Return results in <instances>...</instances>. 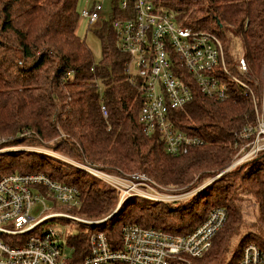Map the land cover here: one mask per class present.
Instances as JSON below:
<instances>
[{
	"label": "trees",
	"instance_id": "trees-1",
	"mask_svg": "<svg viewBox=\"0 0 264 264\" xmlns=\"http://www.w3.org/2000/svg\"><path fill=\"white\" fill-rule=\"evenodd\" d=\"M78 2L0 0V135L15 137L4 146L52 141L49 148L78 162L114 173H145L165 185H185L197 173L211 178L227 169L237 153V132L254 122L252 99L239 88L225 101L210 99L198 91L192 103L183 110H171L170 117L178 130L201 136L205 143L186 154L169 153L161 132L147 133L140 121L143 96L126 73L129 56L117 45L115 17L94 27L102 46V59L96 63L91 49L78 34L82 19ZM153 2L173 12L184 26L213 32L223 42L238 39L252 77L262 81L264 0ZM226 52L232 71L237 74L236 59ZM102 106L108 111L107 117ZM42 154L26 150L17 156L0 155L9 158L7 164L0 161V171L5 172L1 175L41 172L76 186L82 198L76 212L87 218L108 215L116 206L120 196L117 189L109 185L97 187L81 169L66 173L61 164ZM71 175L73 179L66 180ZM221 176L212 181L213 186L202 196L201 203L197 193L155 206L123 204L116 212L122 218L120 223H109L108 218L100 226L69 236L71 259L80 262L85 257L90 235L98 229L106 231L113 242L120 240L121 226L126 223L186 233L203 222L212 207L225 206V226L215 237L212 249L195 263L238 264L244 246L253 242L264 247V237L255 231L245 232L227 259L230 243L243 225L235 196L228 197L229 189L236 186L230 178L250 181L248 190L257 199V215L264 218V152ZM209 204L213 206L208 208Z\"/></svg>",
	"mask_w": 264,
	"mask_h": 264
},
{
	"label": "built area",
	"instance_id": "built-area-1",
	"mask_svg": "<svg viewBox=\"0 0 264 264\" xmlns=\"http://www.w3.org/2000/svg\"><path fill=\"white\" fill-rule=\"evenodd\" d=\"M90 2L86 1L80 16L98 25L104 4L95 1L90 7ZM110 13L115 17L117 45L129 56L126 73L143 96L140 121L147 133L161 132L169 153L186 154L205 143L201 136L178 130L170 117L171 110L185 109L198 91L210 99L225 101L236 94L237 88L252 99L255 119L237 132V153L228 170L264 152V78L259 82L252 77L244 56L235 65L236 74L218 35L182 25L173 12L156 6L153 0H112ZM133 62L138 69L135 75L131 71ZM102 111L107 117L105 106ZM67 163L119 191L114 213L129 196L176 202L192 196L200 188L186 194L157 195L149 191L155 182L145 173H127L124 177L90 163L76 160ZM81 204V192L76 186L47 174H2L0 264H196V260L212 249L215 237L228 219L227 208L215 206L203 222L186 233L126 223L121 226L117 242L106 231L98 229L90 235L85 257L73 262L65 257V243L60 240L62 233L53 227L42 228V223L60 217L91 227L110 217L90 221L57 211L59 206L76 208ZM37 206L41 210L36 217ZM238 264H264V247L253 242L246 244Z\"/></svg>",
	"mask_w": 264,
	"mask_h": 264
},
{
	"label": "rangeland",
	"instance_id": "rangeland-1",
	"mask_svg": "<svg viewBox=\"0 0 264 264\" xmlns=\"http://www.w3.org/2000/svg\"><path fill=\"white\" fill-rule=\"evenodd\" d=\"M86 1L87 0H79V2H78L79 3V10H81L83 8V6H86V4H87ZM95 1H100V2H103V4H104V9H103V12H102V15L100 18L101 22H103V20H108L111 17L110 8H111V1L112 0H91L89 6L92 7L93 3H95ZM95 26H96L95 24L90 23L89 19H81L79 27H78V34L86 42L88 47L91 49L93 59L96 63H98L102 59V46H101V40H100L99 36L94 31ZM237 40L233 39L231 42H229V41L223 42L222 41L223 46L225 48V51L232 53V55L235 57L236 60L234 61V63H236L238 61L237 60L238 56H239V58L244 56L242 54V48H241L240 44H237V42L238 43H240V42H239V40L238 41ZM234 41H236V43H234ZM131 71L134 75L137 74V72H138V69H137L135 62H133L131 64ZM263 78H264V74H263ZM263 78H262V80H263ZM259 82H261V80H259ZM14 138L15 137L0 135V155L1 156H3L4 154H5V156H7V155L17 156L26 150L37 151L39 154L43 153V154L48 155L55 162H57L58 165L61 164V166H63L64 171L66 173H71V172H75L76 170H79V169L75 168L74 166H72L71 164L67 163V161L71 162L74 159L71 160L70 157H67L64 154H60L58 152H55L54 150L49 148L51 146L50 143H52V141L49 143V141L41 140V141H36V142H27V143H23V144H14V145L4 146V143H6L7 141H12ZM37 138H39V137H37ZM8 159L9 158H7V157H2V158H0V161L2 160L4 163L7 164ZM59 159H61V160H59ZM226 170H228V168L223 169L221 172H218L217 174H215V176H213L211 178L208 177L207 175H204V173H197L195 175V177L189 183H187L185 185H181V186L161 184V183H158L157 181H155L154 179H152L151 177H149L147 175L150 179H152L153 183L155 182L154 184H152L153 190H149V191L151 193L155 192V193H157V195L160 193L166 194L167 192H173V193L182 192L180 194H186V193L194 191L200 187L197 190V192L195 193V194L198 193L196 198L200 199V196L202 198V196H206L207 193H209L210 188L213 186L212 181H215L216 179H218L221 176V174ZM1 173H5V172L0 171V175H1ZM84 173H86L88 175L87 178L90 181L96 182L97 187L98 186L103 187V188L107 187L106 185H108V184H106L104 181H100L98 179L93 178V176L87 172H84ZM110 173H112L114 175H121L124 177H127V175H128L126 173H117V172H115V173L110 172ZM224 174H226V173H224ZM222 176H221V178L224 177V176L223 177ZM73 177H72V175H71V177L66 176V180L70 181L73 179ZM221 178H219V179H221ZM230 181H232L234 184H236V186H232L229 189L230 191L227 192L229 195L228 197H230L232 195L235 196V198H234L235 203L241 209V215L243 218V225L240 228L241 232L239 233V235L238 236L236 235L230 243V251L227 253V259L231 258V256H232L231 249L233 250L236 247V245L241 240V238L245 234V232H248L249 230L255 231V232L259 233V235L264 237V218H261L260 215H257L259 213V209L257 208L258 207L257 206V199H256L255 195L250 193L248 190L249 185H250V181H243L240 179V177L236 178V179L230 178ZM222 182H224V180H222ZM225 182L228 183L227 180H225ZM203 200H204V198H202L200 203L203 202ZM118 202L116 203V206L111 209V211L108 215L102 216L100 218H95V219L87 218V217L80 215L79 213L76 212V210H78V209H75V208L59 206L57 208V211H62V212H65L69 215L77 216L79 218L87 219L90 221H92V220L93 221H101V220L108 218L110 216L108 219L109 223H113V222L120 223L122 221V218H120L118 216L119 212L114 214V212L117 208ZM131 202H136L140 205H145V206L146 205L155 206L156 204H158L160 202L165 203L166 201L152 199L150 197L149 198H146V197L143 198V197H139V196H129L128 199L126 200L125 204H129ZM211 206H213V205L209 204L208 208ZM121 207L122 206H120L119 209H121ZM40 210H41V207L37 206L35 211H34V215L36 217L38 216ZM201 211H203V208ZM204 217H205V215L203 216V218ZM128 221H135V220H128ZM102 223H99L97 225L100 226ZM48 226L53 227L62 233L60 240H62V242L65 243L64 254H65V257H69V258H72L73 251H72L71 247L66 244L67 237L69 235L72 236V235L76 234L80 230H86L87 227H89V229L91 227H93V226L90 227V226L83 225L79 221L76 222V221L71 220V219L66 220V219L60 218V217L53 218L51 220H47L46 222L42 223V228L48 227Z\"/></svg>",
	"mask_w": 264,
	"mask_h": 264
},
{
	"label": "water",
	"instance_id": "water-1",
	"mask_svg": "<svg viewBox=\"0 0 264 264\" xmlns=\"http://www.w3.org/2000/svg\"><path fill=\"white\" fill-rule=\"evenodd\" d=\"M115 214V213H114Z\"/></svg>",
	"mask_w": 264,
	"mask_h": 264
}]
</instances>
